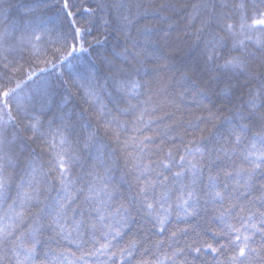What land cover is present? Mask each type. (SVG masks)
I'll return each mask as SVG.
<instances>
[{"label":"snow or ice","instance_id":"6c2138e0","mask_svg":"<svg viewBox=\"0 0 264 264\" xmlns=\"http://www.w3.org/2000/svg\"><path fill=\"white\" fill-rule=\"evenodd\" d=\"M57 3L0 0V264H264V0Z\"/></svg>","mask_w":264,"mask_h":264},{"label":"trees","instance_id":"16d2710c","mask_svg":"<svg viewBox=\"0 0 264 264\" xmlns=\"http://www.w3.org/2000/svg\"><path fill=\"white\" fill-rule=\"evenodd\" d=\"M10 3L12 4H16L17 0H9ZM20 2H25V0H20ZM49 9L47 10V19L49 21H51L52 23H56L57 22V8L59 7V4L57 3V0H49ZM179 15L183 16L184 13L181 12L179 13ZM49 39L55 40L56 36L55 34H52L50 37L49 36H45L43 38L44 43H47L49 41ZM119 41L110 38L108 43L104 45V49L105 51L110 52L112 50V46L113 44H118ZM43 44L40 45L41 48H43ZM53 47H55V45H53ZM32 50V46L31 44L26 45V50L19 52L18 50V56H17V60L19 64L23 65V72L19 73L15 76V78L13 79L12 83L9 85L12 88H16L17 84H19L20 88L24 89L25 93L27 92V90L31 87H33V82L34 80H36V77H33L31 80L28 79V71H29V65H28V57L30 55V52ZM198 55V50H188L184 47H180V49L178 51H176L175 53V57L177 59L178 63H184L186 61L192 60L194 57H197ZM23 57V59H21L20 57ZM12 56H9L8 59H12ZM41 59H43V57H41ZM45 68V64L44 63H33L32 64V70H37V69H43ZM37 76H40L39 71H37ZM52 76H54V74H52ZM51 77L46 76L45 79H49ZM0 90H2V86H0ZM63 90L61 89V92ZM207 102V101H206ZM3 98H0V107L3 106ZM73 103H75V101H73ZM218 103V101H217Z\"/></svg>","mask_w":264,"mask_h":264}]
</instances>
